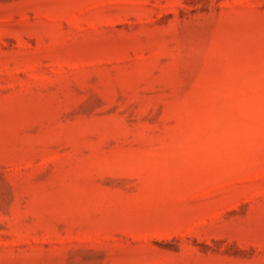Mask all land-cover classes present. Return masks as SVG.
<instances>
[{"label": "rangeland", "instance_id": "obj_1", "mask_svg": "<svg viewBox=\"0 0 264 264\" xmlns=\"http://www.w3.org/2000/svg\"><path fill=\"white\" fill-rule=\"evenodd\" d=\"M0 264H264V0H0Z\"/></svg>", "mask_w": 264, "mask_h": 264}, {"label": "clouds", "instance_id": "obj_2", "mask_svg": "<svg viewBox=\"0 0 264 264\" xmlns=\"http://www.w3.org/2000/svg\"><path fill=\"white\" fill-rule=\"evenodd\" d=\"M213 125H220V126H224V127H230L232 125H240V123L235 120V119H232V120H225V121H222V122H208L206 125H201L200 127H207L208 129L210 128V126H213ZM206 134V133H205Z\"/></svg>", "mask_w": 264, "mask_h": 264}]
</instances>
